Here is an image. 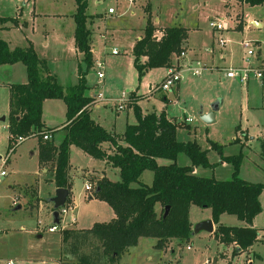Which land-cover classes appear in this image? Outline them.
I'll return each mask as SVG.
<instances>
[{"label":"rangeland","instance_id":"obj_1","mask_svg":"<svg viewBox=\"0 0 264 264\" xmlns=\"http://www.w3.org/2000/svg\"><path fill=\"white\" fill-rule=\"evenodd\" d=\"M131 1L88 0L87 28L90 31L92 57L90 68L83 62L84 55L75 49V0H0V18L11 20L0 24V28L26 24V27H22L23 31L11 29L0 33V38L12 51L17 47L25 48L27 39L30 40L38 58L45 62L49 73L65 91L78 86L80 74L83 73L85 95L94 96V99H97L98 94L104 96L103 100H97L98 107L92 108L91 118L108 132L120 136L128 125H136L137 109L145 116L165 114L177 124V142L196 144L201 151L206 152L208 165L193 167L197 176L228 181L236 170L233 163L225 159L241 157L238 177L248 183L264 186V81L260 82L254 74L250 75L248 81H242L240 77L227 78L230 68H248L264 75V28L242 24V28L237 29L234 22L242 20L240 15L243 7L235 5L230 11L225 10L227 0ZM110 9L115 11L112 16L108 14ZM245 11V15L264 23V5L246 8ZM148 16L152 17L151 25L156 30L153 38L157 41L162 39L164 29L155 26L156 19L160 20L159 26L163 28L190 29L194 33L193 42L189 39L183 53L187 58L196 47L199 48L202 64L208 67L199 77L184 67L180 68L183 81L167 93L156 92V96H152V90L162 83L167 74L155 69L140 77L133 58V50L138 36L147 26ZM212 22L224 25V31L216 34V41L209 27ZM221 39L226 41L224 49H220L217 43ZM93 45L97 49L95 52ZM212 47L214 52H211ZM114 50L120 55L113 56ZM249 51L253 52V56L248 55ZM98 63L104 65L103 81L97 78L100 71ZM91 77L94 79L91 80ZM0 82L11 85L27 83L26 67L17 63L0 68ZM8 88L5 86L0 89V120L7 119V123L0 122V157L9 159L5 166L7 176L0 180V261H13L15 264L71 262V257L62 253V232L68 229L89 230L96 224L112 221L114 212L111 207L98 198L90 200V197L94 196L97 184L101 181L98 175L118 183L121 182L120 173L108 167L104 161L92 159L73 146L70 163L76 177L71 203L67 206L72 210L61 222V231L48 232L53 225L51 215L54 208L50 200L55 189L47 180L52 179L54 168L52 164H47L43 167L47 173L41 172L38 137L27 139L11 153L10 135L4 129L5 124L9 125ZM123 95L126 96V109L120 112L118 108ZM218 100H223V105L214 116L215 122L207 125L202 118L211 113V106ZM186 119L192 122L186 123ZM42 121L48 129L62 128L67 121L64 101H46ZM55 133L49 134V141L56 144L59 139ZM15 143L21 142L15 139ZM159 164L166 165L168 162L160 160ZM2 165L0 161V167ZM177 165L192 167V161L186 154H180ZM141 177L144 183L151 185L154 174L146 171ZM88 183L94 184L91 192L86 190ZM133 186L136 187V184ZM259 202L261 213L255 217L253 225L264 234V191ZM208 216L209 210L193 208L190 219L195 225L187 241H172L160 250L156 248L155 239L143 238L121 257L120 264H264V242L255 243L250 254L238 253L237 245L221 244L213 234L196 232V226ZM222 223L244 226L235 216L229 215L222 217ZM39 233L42 238H39ZM90 252L91 249L86 250V253ZM99 264L109 263L104 259Z\"/></svg>","mask_w":264,"mask_h":264},{"label":"trees","instance_id":"obj_2","mask_svg":"<svg viewBox=\"0 0 264 264\" xmlns=\"http://www.w3.org/2000/svg\"><path fill=\"white\" fill-rule=\"evenodd\" d=\"M249 8L263 6L264 0H232ZM77 11L74 15L76 49L84 55V63L90 68V31L87 28L88 0H75ZM11 22L1 19L0 24ZM14 23V22H13ZM152 17L148 16L144 37L133 50L135 69L139 76L161 68H174L184 52L189 30L182 27L164 29L160 41L154 39ZM242 28V23L237 29ZM5 28H0V33ZM146 59V62H142ZM22 63L27 70L28 82L10 86L9 142L11 153L17 147L15 139L25 141L39 138L40 165L52 164L54 168L51 183L57 189H66L71 203L73 177L70 150L73 146L81 149L95 160L107 162L120 173L121 182L113 183L103 178L97 184L92 198L106 202L115 214L108 224H96L89 230H65L61 234L62 253L71 257L75 264H99L107 259L109 264H119L121 257L136 247L143 238L155 239L156 248L164 249L170 241H187L192 234L190 210L197 207L210 210L212 221L217 226L213 233L216 240L225 245H237L238 253H248L255 243H263L264 235L253 228L255 217L261 213L259 197L263 185L248 183L238 177L241 157L226 158L232 162L235 173L224 182L214 178H203L193 174V167L207 166L206 152L196 144H181L176 140L177 124L165 114L142 115L136 110L138 123L128 125L123 135L105 130L91 118V110L97 105L96 99L85 95V78L80 74L79 85L64 90L57 79L47 70L32 44L27 48L11 50L0 38V67ZM63 100L67 107V121L64 126L65 138L57 147L44 137L56 129L46 128L42 121L43 105L48 100ZM24 141V142H25ZM21 145V144H20ZM108 145L110 149H106ZM216 148V147H215ZM264 153V142L262 143ZM186 154L192 167H179L177 158ZM159 160L168 164L159 165ZM146 171L154 174L151 185L141 182ZM136 184V187L133 185ZM160 207V214L157 207ZM169 215L165 218V209ZM224 215L235 216L243 222L242 227L220 224ZM93 243H96V247ZM91 249L90 254L86 250Z\"/></svg>","mask_w":264,"mask_h":264},{"label":"crops","instance_id":"obj_3","mask_svg":"<svg viewBox=\"0 0 264 264\" xmlns=\"http://www.w3.org/2000/svg\"><path fill=\"white\" fill-rule=\"evenodd\" d=\"M235 5L237 6V5H239V4H237V3H235L234 1H232V0H227L226 1V3H225V10H229V9H233V8H235ZM242 6V5H241ZM243 7V9H242V13H241V15L240 16H242V20L240 21V20H237V22H234L235 23V25H236V27L239 25V24H245L247 27H249V26H254V24L256 25V24H259V25H261V27H257V26H254V27H256V28H264V23L262 22V21H259V20H256V19H254V18H251L248 14H246L245 15V9L246 8H249V7H247V6H242ZM230 11V10H229ZM114 15V14H113ZM112 16V15H111ZM228 16V15H227ZM232 18V17H231ZM95 23H96V21L94 20V23H93V29L95 30V28H94V25H95ZM154 23H155V26H157V28H161V29H166V28H163V27H160L159 25H160V20L159 19H156V20H154ZM220 23V22H219ZM222 25H223V23H221ZM23 25V24H22ZM22 25H20L19 23H18V27H15V26H12V27H9V26H7V27H5V29L1 32V33H4L5 31H8V30H11V29H15V28H19V29H22V31H23V28L22 27H26V24H25V26H22ZM92 26V25H91ZM210 27V26H209ZM223 27H224V25H223ZM211 29V28H210ZM144 30H145V28L142 30V34L140 35V36H138V39H137V42L138 41H140L143 37H144ZM187 30H189V36H188V39H187V41L183 44V48L186 50L187 49V47H186V45L188 44V42H189V39H192L191 41L193 42V38H194V36H193V32L190 30V29H187ZM213 31V33H214V35H215V37H214V41H216L217 39H216V34H219V33H222L223 31H221V32H216V31H214V30H212ZM97 34V32L95 31V33L93 32V41H94V43H95V35ZM192 36H193V38H192ZM221 40H223V39H221ZM214 41H213V44H214ZM224 41V43H225V45L224 46H221L220 45V42H217L218 44H219V46H220V49H224V48H226V41L225 40H223ZM90 43H91V39H90ZM30 44H32L31 43V41L30 40H28L27 39V43H26V46H24L25 48H27V47H29V45ZM74 44H75V40H74ZM194 46H195V44H193ZM196 47V46H195ZM17 48H21V47H17ZM75 49H76V46H75ZM76 51L77 52H79L77 49H76ZM95 51H97V49H95L94 48V45H93V52H95ZM211 52H214V48L212 47V49H211ZM190 53V52H189ZM120 55V54H119ZM119 55H117V56H119ZM142 62L144 63V62H146V59H143L142 60ZM178 62H180V67L182 68V67H184V68H186L187 70H189L190 71V69L191 68H193V67H195V64L196 63H201L202 64V52H201V50L199 49V48H195V51L193 50L192 51V53H190L188 56H187V58L184 60V59H180V58H178L177 60L174 58V62H173V65H174V68L175 67H178ZM203 65V64H202ZM7 66H10V65H5V66H2V67H7ZM2 67H0V68H2ZM208 68V67H207ZM213 69V68H212ZM155 70V69H154ZM161 70H163L166 74L168 73V71H169V69L168 68H161ZM152 71V70H151ZM104 72V71H103ZM192 72V71H191ZM104 75H105V73H104ZM94 79V77H91V80H93ZM104 79H105V77H104ZM103 79V80H104ZM165 79V78H164ZM103 80H99V81H103ZM164 81V80H163ZM162 81V82H163ZM260 82H263L264 81V78L262 79V80H259ZM26 84V83H25ZM10 85L11 84H8V83H5V82H0V89L1 88H4L5 86H9L10 87ZM12 85H14V84H12ZM8 91H9V105H10V89L8 88ZM165 93H167V92H165ZM152 94V96H156V93H151ZM88 97H93L94 98V96H88ZM166 100V99H165ZM217 102H220V105H219V109H218V111L220 110V108L222 107V105H223V100H218V101H216L214 104H216ZM126 104V103H125ZM134 104V103H133ZM213 104V105H214ZM212 105V106H213ZM44 106V105H43ZM97 107H98V105H96ZM211 106V107H212ZM125 109L126 108H124V110L123 111H125ZM212 109V108H211ZM92 111V110H91ZM217 111V112H218ZM121 112V111H120ZM216 112V113H217ZM215 113V114H216ZM10 115V114H9ZM91 115V114H90ZM6 119V118H5ZM168 119L169 120H173V118H169L168 117ZM0 122H1V120H0ZM4 123H7V119H6V121L4 122ZM187 123V122H186ZM100 125V124H99ZM8 126L9 125H7V124H5V126H4V129H6V130H8ZM64 126H65V124L62 126V128H60V129H58V130H56V133H55V135H56V137L60 140V143L58 144L57 143V141H59V140H56V144H55V142H54V144H55V146H59L62 142H63V140H64V138H65V131L63 130L64 129ZM101 126V125H100ZM47 128V127H46ZM111 133H113V132H111ZM113 134H115V133H113ZM246 136H248L249 137V135L247 134ZM249 139L252 141L253 139L252 138H250L249 137ZM250 141V142H251ZM249 142V143H250ZM264 142V140L262 141V143ZM251 144V143H250ZM105 148L106 149H110V147L108 146V145H106L105 146ZM261 155V154H260ZM261 157V156H260ZM160 161V160H159ZM159 161H158V163H159ZM161 161H163V160H161ZM165 161V160H164ZM105 162V161H104ZM105 164L108 166V167H110V168H112L110 165H108L107 164V162H105ZM159 165H161V164H159ZM164 165V164H163ZM72 166V165H71ZM117 170V169H116ZM41 172L42 173H47V171L46 170H43V167L41 166ZM193 174L194 175H196L195 174V172H194V170H193ZM71 175H72V177H73V184H74V179H75V174H73V166H72V171H71ZM143 176V175H142ZM98 177H100V179H103L104 177L103 176H100V175H98ZM52 179H53V176H52ZM52 179L51 180H47L48 182L47 183H50V184H52L53 186H54V189H55V193H56V190H57V188L55 187V185L53 184V183H51V181H52ZM141 179H142V177H141ZM141 182L143 183V184H145V185H147L146 183H144L142 180H141ZM88 184H90L91 185V183H88ZM91 186H94V184L93 185H91ZM93 190V189H92ZM71 194H72V192H71ZM55 197V194L53 195V197L52 198H54ZM51 198V199H52ZM93 198L92 197H90V200H92ZM51 201V200H50ZM51 204V203H50ZM52 205V204H51ZM74 208V207H73ZM193 208H197V207H192L191 208V210H190V213H191V211L193 210ZM159 209H160V207L158 206L157 207V212L159 211ZM161 210V209H160ZM210 211V210H209ZM223 217V216H222ZM222 217L220 218V224H222V225H224V226H228V225H225L224 223H222ZM114 218H115V214H114ZM113 218V219H114ZM112 219V220H113ZM73 220H74V222H75V219L73 218ZM205 221H212V213H211V211H210V216H208L207 218H205L203 221H201V223L202 222H205ZM190 222H191V219H190ZM213 222V221H212ZM200 223V222H199ZM191 224H192V231H193V228H194V223L193 222H191ZM213 225H214V232L216 231V229H217V226L213 223ZM229 227H235V226H229ZM236 227H242L241 225H239V226H236ZM253 228H255L254 227V225H253ZM256 229V228H255ZM69 230V229H68ZM74 230V229H73ZM260 235L261 236H263L264 234H261L260 233ZM38 236H39V238H42V235L39 233L38 234ZM173 241H175V240H173ZM140 242V241H139ZM169 243H172V241H170ZM252 251V248L249 250V252H248V254H250V252ZM129 252V251H128ZM52 262V261H51ZM53 262H58V261H53ZM170 263V262H169ZM62 264H75V263H66V262H64L63 260H62ZM119 264H120V261H119Z\"/></svg>","mask_w":264,"mask_h":264},{"label":"built area","instance_id":"obj_4","mask_svg":"<svg viewBox=\"0 0 264 264\" xmlns=\"http://www.w3.org/2000/svg\"><path fill=\"white\" fill-rule=\"evenodd\" d=\"M131 2L132 1L130 0V3ZM108 14L109 15H113V14H115V11L113 9H110L108 11ZM210 28L212 30L216 31V32L224 31L223 25L221 23H217V22L210 23ZM220 45L221 46L225 45L223 40L220 42ZM112 55L113 56H117V55H119V53H118V51L114 50L112 52ZM248 55L249 56H253V52L249 51ZM180 59H184L185 60L186 59V54L182 53L181 56H180ZM97 67H98V69H100L99 73L97 74V78H98V80H103L104 77H105L104 72H103L104 71V65L102 63H98ZM180 68H181L180 67V62H178V67L169 69V71L167 73V76L165 77L164 81L159 86L155 87L152 90V92L153 93H156V92H168L171 89H173L175 86H177L180 82H182L184 77L182 75V71L179 70ZM205 69H207V68L205 66H203L201 63H196L195 67L191 68L190 71H192V74L194 76L199 77V76L202 75V73L205 71ZM252 74H254L255 78L258 79V80H262L264 78V75H263L262 72H259L257 70H250L248 68H245L243 70H235V69L230 68L227 71V78L228 79H236V78L240 77L242 79V81H248L249 78H250V75H252ZM96 97H97L96 102H97V100H103L104 99L103 94H98ZM126 102H127L126 101V96L123 95L121 104L119 105V108H118L119 111H123L124 110V104ZM97 105H98V102H97ZM186 122L187 123H191L192 120L191 119H186ZM18 140L21 143H19V144L17 143V145H20V144H22L25 141L23 138H18ZM44 140L45 141H49V140H51V137L49 135L45 136ZM8 160L6 158H4V159L1 158V160H0L2 162V164H3L0 167V180L7 176V173L5 171V166L9 163ZM86 190L90 191V192L92 191V187H91L90 184L86 185ZM70 210H72V208L66 207V206L61 208V209H59V220H60V223H59V225L53 223V225L48 229V232L57 233V232L61 231L62 228H61L60 224L63 221V219L68 216ZM53 212H54V209H52V214H53ZM0 264H15V263L13 261H0ZM168 264H172V263L170 262Z\"/></svg>","mask_w":264,"mask_h":264},{"label":"water","instance_id":"obj_5","mask_svg":"<svg viewBox=\"0 0 264 264\" xmlns=\"http://www.w3.org/2000/svg\"><path fill=\"white\" fill-rule=\"evenodd\" d=\"M254 26L261 27V25H259V24H256V25L254 24ZM219 105H220V102H217L216 104H214L212 106L211 113L202 118V121L205 124L211 125L215 122L214 116H215V113L219 109ZM5 121H6L5 118L1 119V122L4 123ZM0 160H1V157H0ZM98 191L99 190H97V192ZM69 196H70V192L68 190L57 189L56 193H55V197L51 199L50 203L53 205V208H54V212L52 214L54 224L59 225V223H60V221H59V209L63 208L66 205ZM19 209H20V207L17 208V210H19ZM169 212H170V208L167 207L165 209V218L169 215ZM195 230H196V232H203L204 231V232H207L209 234H213L214 233L213 222L212 221L202 222L196 226Z\"/></svg>","mask_w":264,"mask_h":264},{"label":"bare ground","instance_id":"obj_6","mask_svg":"<svg viewBox=\"0 0 264 264\" xmlns=\"http://www.w3.org/2000/svg\"><path fill=\"white\" fill-rule=\"evenodd\" d=\"M65 207V206H64ZM60 221V220H59Z\"/></svg>","mask_w":264,"mask_h":264}]
</instances>
